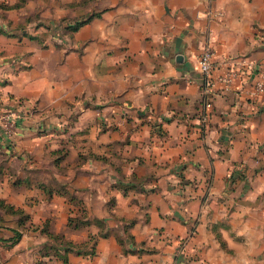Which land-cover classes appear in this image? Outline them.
I'll list each match as a JSON object with an SVG mask.
<instances>
[{
    "label": "crops",
    "instance_id": "0c3cea01",
    "mask_svg": "<svg viewBox=\"0 0 264 264\" xmlns=\"http://www.w3.org/2000/svg\"><path fill=\"white\" fill-rule=\"evenodd\" d=\"M15 1L0 0V107L33 108L0 133V199L73 242L95 234L94 253L45 264H264V89L248 93L264 84V0H95L73 35L79 50L21 34L36 6ZM205 42L213 74L237 76L227 91L216 83L201 124ZM56 185L102 228H69ZM15 228L0 225V252L14 249L4 264H24Z\"/></svg>",
    "mask_w": 264,
    "mask_h": 264
},
{
    "label": "rangeland",
    "instance_id": "374dc122",
    "mask_svg": "<svg viewBox=\"0 0 264 264\" xmlns=\"http://www.w3.org/2000/svg\"><path fill=\"white\" fill-rule=\"evenodd\" d=\"M28 0H16L13 4L20 2L22 5ZM35 3V10L29 11L26 15V24L33 23V27L21 28L20 33L26 35L30 39H37L43 46L51 44L54 46H64L66 50H79L81 46H74L73 35L76 30H72L69 24L74 23L77 20L85 19L91 16L86 22H89L92 18H95V0H71L66 3L68 10L54 15L56 6H60V0H33ZM50 4V5H49ZM18 5V6H20ZM15 6V7H18ZM50 7V16H43L41 12L43 8ZM65 7V6H64ZM83 23V24H84ZM82 24V25H83ZM23 26V24H22ZM47 39V40H46ZM48 41L49 43L45 42ZM48 190H54L61 193L65 189L60 186H51ZM62 194V193H61ZM69 201V214L67 216L66 225L71 229H82L87 226H98L102 228V219L96 217H89L87 212V206L81 202L80 199ZM29 204V203H25ZM111 205V204H110ZM14 210V211H13ZM5 215V216H4ZM71 220L69 221V217ZM16 224L15 228L17 232L14 234V239L9 244H15L22 241L28 245L27 249H18L20 256L23 257L24 264H45L47 258H60L63 261L66 259L67 252L65 250L66 243L73 245V251L76 249V245L85 244L87 241L89 245L93 243L95 234H88L86 240L81 242H73V240L67 238L63 232L52 230V220L49 217L46 218H34L32 212L27 210L24 206L15 207L13 203L2 201L0 203V225ZM86 241V242H85ZM87 244V243H86ZM81 248V247H80ZM89 248V247H88ZM13 246L5 247V251L0 252V264H4L8 261L9 255L13 252ZM66 251V252H65Z\"/></svg>",
    "mask_w": 264,
    "mask_h": 264
},
{
    "label": "built area",
    "instance_id": "2783aa9c",
    "mask_svg": "<svg viewBox=\"0 0 264 264\" xmlns=\"http://www.w3.org/2000/svg\"><path fill=\"white\" fill-rule=\"evenodd\" d=\"M211 14L213 16H218L220 15V11L213 10ZM242 63L243 65H246L248 69L252 70L253 63L251 61L244 60ZM216 65L215 50L210 43L205 42L197 55V67L202 77V108L198 115V119L201 124H205L209 120L213 98L218 92L216 83L219 82L221 84L222 91H227L232 83V80L237 76V69L234 67H228L219 74L214 75L213 69ZM263 89V81L261 79H257L248 90V93L250 96H255L263 91ZM19 108L21 109L19 110ZM32 108L33 105L31 102L24 99H16L13 104L0 107V133L6 136L10 135L15 128V119L21 116L20 111Z\"/></svg>",
    "mask_w": 264,
    "mask_h": 264
},
{
    "label": "trees",
    "instance_id": "16d2710c",
    "mask_svg": "<svg viewBox=\"0 0 264 264\" xmlns=\"http://www.w3.org/2000/svg\"><path fill=\"white\" fill-rule=\"evenodd\" d=\"M20 1H22V0H20ZM20 2H18V3H15V4H12V6H18V5H20L19 4ZM0 6L1 7H3V8H7L8 6L6 5V4H4V3H1L0 4ZM95 14H97V13H95ZM91 16H88L87 18H85V19H80V20H77V21H75L74 23H72V24H69V27H70V29H72V30H76V29H78L84 22H86L89 18H90ZM49 191H51V190H49ZM61 193H65V194H67V196H68V199L70 200V201H73V200H76V197L74 196V195H72V194H70V193H67V191H62ZM3 200L2 199H0V203L2 202ZM14 211V210H13ZM71 220V216L69 217V221ZM14 231L15 232H17V230L16 229H14ZM69 242V241H68ZM66 243V245H65V250L66 251H73V245L75 246V244H73V245H71L70 243ZM86 242V241H85ZM86 244V243H85ZM84 243L83 244H80V246H83V245H85ZM77 247H76V249H75V251L76 252H83V253H94V242L93 243H91V245H89V248L88 249H81L80 248V246L79 245H76ZM65 251V252H66Z\"/></svg>",
    "mask_w": 264,
    "mask_h": 264
}]
</instances>
